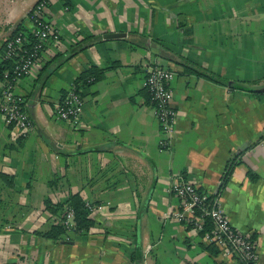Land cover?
Here are the masks:
<instances>
[{"label": "crops", "instance_id": "0c3cea01", "mask_svg": "<svg viewBox=\"0 0 264 264\" xmlns=\"http://www.w3.org/2000/svg\"><path fill=\"white\" fill-rule=\"evenodd\" d=\"M36 1L0 0V54L15 25L31 30ZM45 1L55 37L10 86L32 128L19 137L0 114V264H238L164 218L179 209L175 177L216 194L264 264V0ZM151 64L173 73L166 151L143 88ZM89 67L103 72L81 91L78 121L57 119ZM74 194L93 225L42 237L61 217L44 201Z\"/></svg>", "mask_w": 264, "mask_h": 264}, {"label": "built area", "instance_id": "2783aa9c", "mask_svg": "<svg viewBox=\"0 0 264 264\" xmlns=\"http://www.w3.org/2000/svg\"><path fill=\"white\" fill-rule=\"evenodd\" d=\"M45 8L46 1L37 0L26 17L31 24V30H33L30 48L24 49L28 40L22 33H18L15 37L6 39L0 55V61L16 59L11 80L6 79V76L2 80L5 86L0 92V114L6 125H13L18 129L19 137L25 136L32 127L24 111L22 101L13 95L10 86L14 81L29 75L44 49L45 42L50 37H55L51 27L43 18ZM172 78L173 73L171 71L156 64H151L145 69L143 88L147 93L152 114L159 126L160 138L157 142L159 151L168 150L176 119V113L171 106L172 93L169 88ZM81 104V98L70 84L54 106L56 118L76 123ZM168 191L179 201V209L165 214L164 218L182 225H189L190 229L196 233L200 231L203 221L208 220L211 225V232L210 236H203L205 241H215L223 247L225 254L233 258L238 264H253L255 262L256 253L253 243L249 237L239 233L229 223L219 206L217 195L208 197L207 194L199 191L194 185L185 182L181 177L170 180ZM84 207L91 213V205L85 203ZM195 211L198 212L197 215H194ZM60 219L64 233L73 230V214L68 208L63 210Z\"/></svg>", "mask_w": 264, "mask_h": 264}, {"label": "trees", "instance_id": "16d2710c", "mask_svg": "<svg viewBox=\"0 0 264 264\" xmlns=\"http://www.w3.org/2000/svg\"><path fill=\"white\" fill-rule=\"evenodd\" d=\"M32 32L33 30H29V31L24 30L21 27V23H18L12 29L8 38L15 37L18 33H22V35L28 40V44L24 46V49L28 50L30 48L31 41L33 39ZM87 45H88L87 43H83L82 41L77 43L71 50L72 54L85 48ZM2 49H3V45L1 48V53H2ZM15 60L16 59L0 61V80L1 81L5 78L8 80H11L13 76L12 70L15 66ZM184 71H187V70L183 69V72ZM188 71L192 72L193 74L197 76H204V73L198 72L194 69L189 68ZM102 72H103L102 69L95 68V67H89L85 71L81 72L71 83V85L75 89V93L80 97L81 91L87 88L88 86H90L93 82L97 81L101 77ZM4 76L6 77L4 78ZM213 80L217 82V79L213 78ZM62 96H63V93H62ZM215 195L216 194H207L208 197H213ZM44 205H45V208L51 213H54V214L60 213L61 217L63 215L64 208L65 209L68 208L73 214V231L74 232L85 233L93 225V222L90 218V213L84 207V202L80 199V197L77 194L70 195L63 204L51 205L48 201H44ZM197 213L198 212L195 211L194 215H197ZM60 220L61 219H59V221L55 223L47 232L41 233V236L44 238H48V239H58L59 236H61L64 233V229L61 225ZM183 226L185 228L190 229L189 225L184 224ZM210 232H211V225L208 220H204L202 223L201 229L200 231H198L197 234L200 236H204V235L210 236ZM209 247H213L216 250H218V247L221 248V246L218 245L215 241H211Z\"/></svg>", "mask_w": 264, "mask_h": 264}]
</instances>
